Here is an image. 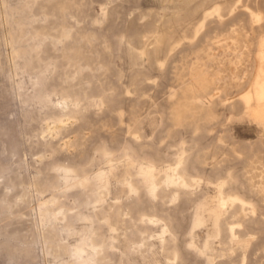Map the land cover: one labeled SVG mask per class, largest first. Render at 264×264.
Here are the masks:
<instances>
[{"label": "rangeland", "instance_id": "rangeland-1", "mask_svg": "<svg viewBox=\"0 0 264 264\" xmlns=\"http://www.w3.org/2000/svg\"><path fill=\"white\" fill-rule=\"evenodd\" d=\"M43 1L46 0H41ZM73 1H76L75 9H65L63 13H60L54 8L41 10L39 4L33 0H0V176L2 172L4 176L0 178V264H81L77 257L78 253L89 260L88 264H176V261L168 254V247L165 246L163 232L168 225L175 232L173 240H176L184 261L189 264H217L202 250V247H207L208 241L214 240L215 249L212 252L220 254L223 264H231L226 261L234 258L236 254L222 242V221L229 215L231 203H237L236 200L226 198L227 189L234 187L240 191H248V185L243 177L244 164L240 160H235L218 170H213L207 168L205 164L196 162L195 155L209 144L208 135L193 134L184 126L179 127L178 139L184 138L186 142L181 144V147L192 150L189 164L190 172L195 175V184L180 185L178 187L181 190L180 194L176 190H169L168 184L155 193L148 183H141L136 177L138 189L134 191L122 188L116 180H113L110 193L102 202H98L97 192H92L89 198L74 200L78 197L74 191L66 197L64 189H59L57 192L60 201L58 216L64 213L67 216L63 220L40 216L39 203L51 198V192L41 195L34 188L26 185L24 187L30 196L26 203L15 205L19 190L10 185L5 177H13L14 174L19 173L26 180H30L34 176L41 175L35 162H40L38 153L41 148L38 147V140L40 132L46 129V124L31 119L33 115L39 113L44 116V112H39L36 102L29 100L33 95V81L37 75L30 74L24 66L28 56L23 53L14 59L13 49L29 51L31 47L38 46L40 54H43L51 50L53 46L51 43L59 51L64 44L84 45L87 50L94 49V52L89 55L94 57L96 63L89 65L85 57L83 59L80 57L71 78L84 76L83 84L90 88L92 94L87 103L90 104V114L94 119H111L115 124H119L120 119L116 118L113 107L104 103L103 98L97 95L99 82L112 81L116 89H109V95L113 94L117 99L116 106L122 107L123 85L119 70L124 74L123 82L128 81V77L133 74L136 67L145 68L147 74L154 78L155 83L150 81L143 86L145 90L133 94L134 102L139 105L143 103L144 91H148V94L156 98H162L161 101L158 98V102L162 103L164 93L171 89L173 76L171 65L160 71L156 64H148L147 56L136 51L127 40L121 39V31L129 27L133 32L143 10L152 9L154 13L174 12L186 9L195 2L191 0H176L168 3H163V0ZM209 17L207 13L206 19ZM41 26L53 29L54 34L35 36V29ZM216 26L220 29L225 27L210 23L206 25V32ZM61 27L65 34L70 35L69 37L56 35L57 29ZM80 31L86 36L78 38L72 36ZM91 32L95 35L88 37ZM206 32H202V35L205 36ZM14 34L24 36L23 41L11 44L10 38ZM204 45L203 38H200L189 48L193 50L197 47L202 48ZM44 56L45 59L48 58V55L44 54ZM105 58L109 59L111 66L108 80L103 75V72L108 69L103 62ZM44 71L48 78L52 77L54 71L60 72V69L56 67V60H50ZM145 78V75L141 76L143 81ZM19 82L23 85L22 91H18L16 87ZM99 90L103 94L106 93L105 87H100ZM247 90L246 87L229 96L231 100L240 104L241 107H238L237 112L228 111L229 106L228 110H224L226 106L222 104V100L220 101L224 121L217 125L216 135H227V130L231 126L235 133L241 131L243 136L240 140L247 141L249 144L258 138L264 139L263 127L257 137L256 131L246 124L238 121L230 124L234 115L248 112L243 107V96ZM201 102L210 104V99L204 98ZM145 110L148 112L152 108ZM96 112L99 115H95ZM117 113L121 119L125 120L128 117L125 109ZM168 113L169 110L163 105L161 112L149 115L147 123L143 126L147 137L140 143L163 151L170 147L176 127L172 125ZM153 117L156 125L152 128L149 123ZM108 130L110 132V126L92 137L94 147L101 146L104 149L103 153H97L96 150L93 152L94 158L98 159L94 164L95 172L107 169L114 154L113 151L120 148L121 143L124 144L123 142L127 140L132 147H136V142L127 131V124L122 125L121 143L118 145L110 144ZM230 135L233 137L231 130ZM49 138L51 135L47 136V139ZM196 139L201 140L199 146H196ZM255 147L264 151V142L258 143ZM126 162L122 160L117 162V165H125ZM143 164L146 165L147 161H143ZM231 166L234 167L237 180L234 184L227 186L221 179L226 174L227 168ZM157 170L170 175L174 173L169 164L158 167ZM62 171L64 168L59 166L56 174L60 172L61 175ZM206 175L216 176L220 180L213 182ZM71 177L78 178V175L72 174ZM251 201L254 206L248 202L238 204L239 207L243 206L252 210L246 217L248 230L243 232L244 235L251 236L250 244L245 245L242 252L249 263L258 259L257 252L264 243V206L255 196L250 199ZM52 206L55 208L57 205L52 203ZM141 213L148 215L143 218V221L137 222L138 215ZM199 214L202 215L203 221L197 225L195 218H198ZM110 219L120 221V228L113 227ZM133 222L146 230L148 245L143 243V231L134 229ZM241 227V223L235 222L230 228L232 230V228L240 229ZM51 235L53 238L47 239ZM197 239L202 246L195 243ZM103 241L106 243L104 248H101L100 244ZM56 246H62L67 252L55 254Z\"/></svg>", "mask_w": 264, "mask_h": 264}, {"label": "bare ground", "instance_id": "bare-ground-1", "mask_svg": "<svg viewBox=\"0 0 264 264\" xmlns=\"http://www.w3.org/2000/svg\"><path fill=\"white\" fill-rule=\"evenodd\" d=\"M33 1L39 4L41 10L54 8L63 13L65 9L76 8V1L73 0ZM172 1L176 0H163V3ZM191 1L195 2L186 9L174 12L154 13L152 9L143 10L133 32L129 27L121 31V39L127 40L136 51L147 56L148 64H156L160 71L171 65L173 76L172 90L164 93L162 103L158 102L160 97L156 98L148 94V91H144L143 103L139 105L134 102L133 94L145 90L143 86L148 82L155 83L154 78L147 74L145 68L136 67L133 74L128 77V81L123 82L124 74L119 70L120 81L123 85L122 107L116 106L117 99L113 94L109 95V89H116L112 81L99 82L97 84L99 89L105 87L106 93L103 94L97 89V95L103 98L104 103L113 107L116 118L120 119L119 124H115L111 119H94L90 114V104L87 103L92 94L90 88L83 84L84 76L71 78L80 57L82 59L85 57L89 65L96 63L94 57L89 55L94 52V49L87 50L84 45L64 44L62 50L59 51L53 43H51L53 45L51 50L43 54H40L38 46L31 47L29 51L13 49L14 59L23 53L28 56L24 66L30 74L37 75L33 81V95L29 100L36 102L39 112H44V116L39 113L33 115L31 119L46 124V129L40 132L38 140V147L41 148L38 153L40 162H35L41 175L29 178L30 180H26L19 173L14 174L13 177H5L10 185L19 190L15 205L26 203L30 196L24 187L26 185L34 188L41 195L51 192V198L39 203L40 216L63 220L67 216L65 213L58 216L60 201L57 192L59 189H64L66 197L74 191L78 196L74 200L89 198L92 192H97L98 202H102L110 193L113 180H116L122 188L134 191L138 189L136 177L141 183H148L155 193L159 189H164L165 184H168L170 185L169 190H176L180 194L181 190L178 188L180 185L195 184V175L190 172L189 164L192 150L188 147H181V144L186 142L184 138L178 139L179 127L184 126L193 134L208 135L209 144L195 155L196 162L205 164L207 168L213 170H218L235 160H240L244 164L243 177L248 185V191H240L234 187L227 189L226 198L236 200L237 203H231L229 215L222 221V242L236 254L226 263H249L242 252L244 246L250 244L251 236L244 235L243 232L248 230L246 226L248 218L246 217L252 210L243 208V206L239 207L238 204L248 202L254 206L250 199L255 196L262 201L264 206V154H262L264 151L255 147L258 143L264 142V139L258 138L249 144L231 137L230 129L227 130V135H216V132H218L217 125L224 121L220 101L222 100V104L226 106L224 110H228L229 106L228 111H239L240 104L231 100L229 96L246 87L248 90L243 96V107L248 110L253 121L264 128V0ZM213 11L215 14H210ZM207 13L210 17L206 19ZM210 23L225 27L220 29L216 26L211 30L208 27L209 31L206 32V25ZM52 31L51 28L41 26L35 29L34 35L54 34ZM202 32H206L205 36ZM56 35L70 36L65 34L63 27L57 29ZM93 35L95 34L91 32L88 37ZM72 36L78 38L85 37L86 34L80 31ZM23 37L21 34H14L10 42L11 44L21 43ZM200 38H203L205 45L202 48L190 49L189 46ZM44 54L48 55L47 59ZM50 60H56V67L60 69V72L54 71L52 77L48 78L44 69L49 65ZM103 62L108 68L103 75L108 80L109 73H111L110 61L105 58ZM144 75L146 78L143 81L141 76L144 77ZM16 87L18 91L23 90L21 82L17 83ZM204 98H209L210 104L202 103L201 99ZM161 100L162 98L159 99ZM163 105L169 110L168 118L176 127L172 144L166 151L140 143L147 137L143 126L147 123L149 115L161 112ZM145 107L152 108V110L145 112L147 109ZM122 109L128 112L125 120L121 119L117 113ZM94 114L99 115L97 112ZM123 124H127V131L136 142V147H132L127 140L123 142L124 144L121 143ZM149 125L152 128L156 125L154 117ZM109 126L111 130L107 133L110 135V144L121 143V147L113 151L114 154L107 169L95 172L94 164L98 159L94 158L93 152L96 150L97 153H103L104 149L101 146L94 147L92 137ZM46 134L51 135V138L47 139ZM200 141L196 139V146L200 145ZM122 160L127 161L126 164L118 166L117 162ZM143 161H147V164L144 165ZM165 164H169L174 172L173 175L157 170ZM59 166L64 168L61 175L60 172L56 174ZM72 174L78 175V178H72ZM2 176L3 172L0 178ZM206 177L213 182L220 180L216 176L206 175ZM221 180L227 186L234 184L237 180L234 167H228ZM52 203L57 206L51 207ZM147 215L146 213L139 214L137 222L143 221ZM200 216L195 218L197 225L203 221L202 215ZM134 222L132 223L133 228L143 231V243L148 245L146 230ZM235 222L241 223L242 227L231 230L230 227ZM119 223L120 221H110L115 228H120ZM163 234L168 254L172 256L176 264H189L182 258L176 240H173L175 232L170 225ZM52 238L53 235L47 239ZM105 243L103 241L100 244L101 248H104ZM195 243L202 246L198 239ZM263 244L257 252L258 259L249 264H264ZM206 245L208 248L202 247L203 253L217 264H223L220 254L212 252L215 249L214 240L208 241ZM62 251L67 252L62 246L54 248L55 254ZM77 257L81 264L89 263V260L80 253Z\"/></svg>", "mask_w": 264, "mask_h": 264}, {"label": "crops", "instance_id": "crops-1", "mask_svg": "<svg viewBox=\"0 0 264 264\" xmlns=\"http://www.w3.org/2000/svg\"><path fill=\"white\" fill-rule=\"evenodd\" d=\"M234 121H238L242 124H246L249 127H252L253 130L256 131V133L258 134L257 137L259 136V132L261 131V126H259L258 124H256L252 118L251 115L249 114V112H243L241 114L238 115H234L231 120H230V124ZM230 130L231 133L233 135V137L240 142H247V141H242L240 140V138L243 136V133L241 131H237L236 133L234 132L233 128L230 126ZM251 142V141H250Z\"/></svg>", "mask_w": 264, "mask_h": 264}]
</instances>
